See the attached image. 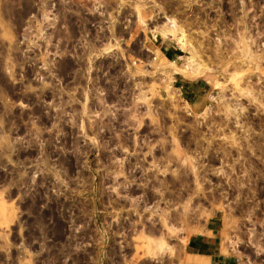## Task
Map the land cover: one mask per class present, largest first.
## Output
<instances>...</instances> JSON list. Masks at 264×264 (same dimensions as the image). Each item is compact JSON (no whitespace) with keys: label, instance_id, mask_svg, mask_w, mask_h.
Returning <instances> with one entry per match:
<instances>
[{"label":"rangeland","instance_id":"1","mask_svg":"<svg viewBox=\"0 0 264 264\" xmlns=\"http://www.w3.org/2000/svg\"><path fill=\"white\" fill-rule=\"evenodd\" d=\"M207 226L264 264V0H0V264H182Z\"/></svg>","mask_w":264,"mask_h":264},{"label":"crops","instance_id":"2","mask_svg":"<svg viewBox=\"0 0 264 264\" xmlns=\"http://www.w3.org/2000/svg\"><path fill=\"white\" fill-rule=\"evenodd\" d=\"M165 53L170 59L177 56L175 52L165 49L162 54L167 60L169 58ZM216 233L213 228L207 226L203 233L190 236L181 258L182 264H232V259L222 254V246ZM188 256H203L204 259L200 263L186 262L184 259Z\"/></svg>","mask_w":264,"mask_h":264},{"label":"bare ground","instance_id":"3","mask_svg":"<svg viewBox=\"0 0 264 264\" xmlns=\"http://www.w3.org/2000/svg\"><path fill=\"white\" fill-rule=\"evenodd\" d=\"M169 22H170V20H169ZM168 22V23H169ZM171 22H173L172 20H171ZM169 23V24H164V25H168L166 28H165V26H163L164 27V29H156L155 30V33H159L161 36H166L168 33L169 34H171L170 33V31H172V32H174V31H176L177 29H175L176 27H177V24L175 23L174 24V22H173V26L174 25H176V26H171L172 25V23ZM171 26V27H170ZM174 29V30H173ZM178 31V30H177ZM176 31V32H177ZM176 32H174V34L176 33ZM173 34V33H172ZM171 34V35H172ZM173 34V35H174ZM177 35V34H176ZM177 42H178V44L180 45V49H182L183 51L184 50H189L190 48L188 47V46H190V45H192L191 43H189L190 41L189 40H187V38L186 37H184L183 35H179L178 34V37H177ZM189 41V42H188ZM189 48V49H188ZM191 49H193V48H191ZM191 49H190V51H191ZM189 51V52H190ZM193 52H195V49H194V51H192L191 52V54L193 53ZM194 54H196V53H193L192 54V58H193V60L191 61V62H189V63H187L186 62V64H188V68H185V71L183 70V71H181V74H182V76H184L185 78H190V77H196V76H199L200 74H201V72H202V68H201V65L197 62H193L194 60H195V55ZM194 55V56H193ZM164 58H165V56H163ZM198 57V56H197ZM166 59V58H165ZM197 60V59H196ZM190 61V60H189ZM204 73V72H203ZM189 160H191L190 158H189ZM168 230H169V228H168ZM186 259H184L186 262H193V263H200L203 259H204V257L203 256H188V257H185Z\"/></svg>","mask_w":264,"mask_h":264},{"label":"trees","instance_id":"4","mask_svg":"<svg viewBox=\"0 0 264 264\" xmlns=\"http://www.w3.org/2000/svg\"><path fill=\"white\" fill-rule=\"evenodd\" d=\"M165 54H166V56L170 59L169 55H168L167 53H165Z\"/></svg>","mask_w":264,"mask_h":264}]
</instances>
